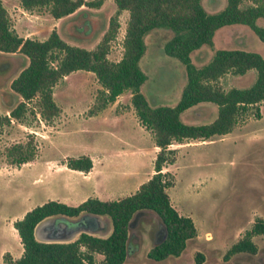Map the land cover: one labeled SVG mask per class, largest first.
<instances>
[{
    "label": "rangeland",
    "instance_id": "1",
    "mask_svg": "<svg viewBox=\"0 0 264 264\" xmlns=\"http://www.w3.org/2000/svg\"><path fill=\"white\" fill-rule=\"evenodd\" d=\"M2 1L11 24L17 21L19 29L30 31L28 34L22 31L21 36L37 40L47 37L54 18L46 8L30 11L36 16L26 15L30 22L21 24L17 17L18 1ZM225 3V0H200L208 13L222 10ZM249 3L240 0L241 7ZM114 10L113 0H101L99 7L81 6L73 14L59 18L53 29L66 43L92 49ZM127 17L126 11L117 16L116 33L108 43L110 61L121 57ZM255 23L264 26V19ZM169 37L170 32L157 29L143 38L145 51L138 65L146 79L139 91L151 106L175 105L185 83L184 65L161 50ZM217 49L255 52L264 59V42L248 26L233 24L217 29L211 46L193 50L189 54L191 64L196 67L206 64ZM26 63L19 53L0 56V71H4L0 78L1 115L7 117L20 99L10 91L9 82ZM254 79L255 71L250 69L242 75L224 74L216 84L222 90L247 88ZM99 89L93 73L70 72L52 88V99L59 108L56 116L43 120L34 108L35 100H31L19 119L10 118L1 126L0 264H4L2 256L6 252L11 257L19 255L21 245L12 222L30 208L47 200L64 202L65 197L74 193L86 199L92 192H104L103 199L115 200L134 192L152 174V161L158 149L150 132L137 121L130 93L123 92L113 103L91 114ZM215 115V105L204 102L181 112L179 118L183 123L198 125L210 122ZM28 139L35 147L33 160L19 166L8 164L6 148ZM169 148L175 149V161L163 169L173 179L166 192L174 209L191 219L196 236L186 242L179 256L155 261L147 257L153 245L155 223L151 219L140 220L134 230L137 236L123 264H186L196 252L203 254L201 264H264V235L251 237L256 245L255 254L240 252L224 257L256 218L264 221V101L248 107L224 135L183 140L170 144ZM79 156L91 159L92 166L86 173L68 169L64 164L67 158ZM94 258L100 260L102 256L94 254Z\"/></svg>",
    "mask_w": 264,
    "mask_h": 264
},
{
    "label": "trees",
    "instance_id": "2",
    "mask_svg": "<svg viewBox=\"0 0 264 264\" xmlns=\"http://www.w3.org/2000/svg\"><path fill=\"white\" fill-rule=\"evenodd\" d=\"M17 1L25 11L46 8L55 19L68 16L81 6L101 5V0ZM225 1L222 10L208 13L200 0H113L114 14L109 17L106 30L92 49L66 43L53 28L43 40L22 38L11 27L9 15L0 3V56L19 53L27 60L9 82L10 91L20 99L7 117L0 114V128L10 118L19 119L26 110V103L31 100H35L34 108L43 120L56 116L59 108L52 99L53 86L70 72L81 70L93 73L100 85L91 114L128 91L138 123L150 132L153 144L158 148L152 161V174L129 195L115 200L87 197L77 205L47 200L24 212L21 218L12 222L22 247L21 254L13 259L9 253H4V264H123L129 256V242L137 236L134 230L140 220L151 219L155 223V240L147 252V257L155 261L179 256L186 242L196 236L191 219L174 209L166 192L173 179L163 169L175 161V149L169 145L224 135L232 130L237 117L248 107L264 101V59L258 53L217 49L200 67L190 62L189 54L202 45L211 46L215 31L223 26H248L264 42V26L255 23L264 19V0H249L244 7L240 6V0ZM122 11L128 14L122 39L123 51L119 60L110 61L107 58L108 43L115 36L117 16ZM80 14L87 15L88 12L80 11ZM157 29L170 32V37L162 45V52L179 60L185 68V83L173 106H151L139 91L146 79L138 65L145 51L143 38ZM250 69L255 71V79L247 88L222 90L216 84L224 74L242 75ZM3 72L0 71V78ZM204 102L215 105L213 120L198 125L180 120L181 112ZM34 155L31 139L14 143L5 151L7 163L15 166L30 162ZM64 164L68 169L83 173L92 166L88 156L70 157ZM87 215L101 217L103 222L97 230L104 232L109 227L108 233L80 232L72 240L62 242L38 241L34 236L35 226L47 218L70 225ZM254 235H264L261 218L255 219L224 257L240 252L255 254L256 245L251 240ZM94 254H100L102 258L95 260ZM202 262L203 254L196 252L192 261L186 264Z\"/></svg>",
    "mask_w": 264,
    "mask_h": 264
},
{
    "label": "water",
    "instance_id": "3",
    "mask_svg": "<svg viewBox=\"0 0 264 264\" xmlns=\"http://www.w3.org/2000/svg\"><path fill=\"white\" fill-rule=\"evenodd\" d=\"M98 217L87 215L72 224L57 222L55 218H47L34 228V236L38 241L62 242L69 241L80 232L93 234L97 232Z\"/></svg>",
    "mask_w": 264,
    "mask_h": 264
},
{
    "label": "crops",
    "instance_id": "4",
    "mask_svg": "<svg viewBox=\"0 0 264 264\" xmlns=\"http://www.w3.org/2000/svg\"><path fill=\"white\" fill-rule=\"evenodd\" d=\"M2 0H1V5H2ZM6 11H7V13H8V9L7 8H5V7H3ZM18 9L20 10L18 13H17V17H18V20H19V22L22 24V23H29L30 21H28V17L26 18L25 16L26 15H28V16H36L35 14H30L29 12L30 11H25V10H23L20 6L18 7ZM76 12V11H75ZM122 12H124V11H122ZM73 14V13H72ZM71 15V14H70ZM69 16V15H68ZM59 20V18H57V19H55L54 18V23L51 25V29L52 28H55V22L56 21H58ZM11 27L14 29V31L16 32V34L18 35V36H20V37H22V38H26L25 37V35L24 36H21V32L23 31V32H25V33H27L28 34V32H30V31H28V29H22V27L19 29L18 28V26H17V21H15L14 22V24L12 25L11 24ZM50 29V30H51ZM30 34V33H29ZM27 38H31L30 36L29 37H27ZM13 94V93H12ZM19 98V97H18ZM155 148H157L156 146H154ZM158 149V148H157ZM83 176H88V175H83ZM149 177H147L146 178V180L148 179ZM145 180V181H146ZM138 187V186H137ZM137 187L135 188V190L137 189ZM134 190V191H135ZM103 193L104 192H101L100 194L98 193V192H92L91 193V195L89 196V197H96V198H98L99 200H105V199H103L102 198V195H103ZM133 193V192H132ZM66 201H64L63 203H65V204H68V205H77L78 203H80L81 201H83L84 199H85V196H82V195H79V194H76V193H74V194H70V195H68V197H65L64 198ZM74 200H75V202H74ZM70 201H73L72 203L70 202ZM101 217H98V225H97V228L96 229H98V228H100V225H101V223L103 222L102 221V219H100ZM108 226V225H107ZM14 229V228H13ZM15 230V229H14ZM108 231H109V227H107V230H106V232L105 233H100L98 230H97V232L96 233H93V234H96V235H105V234H107L108 233ZM78 235V234H77ZM17 238H18V236H17ZM74 238V237H73ZM72 238V239H73ZM19 239V238H18ZM71 239V240H72ZM21 245V244H20ZM21 251H22V247L20 248L19 247V255L21 254ZM18 255V256H19ZM18 256H16V257H12L13 259H15V258H17Z\"/></svg>",
    "mask_w": 264,
    "mask_h": 264
},
{
    "label": "flooded vegetation",
    "instance_id": "5",
    "mask_svg": "<svg viewBox=\"0 0 264 264\" xmlns=\"http://www.w3.org/2000/svg\"><path fill=\"white\" fill-rule=\"evenodd\" d=\"M153 240H155V235H153ZM129 243H130V249H131V247H132V245H133V243H134V240L131 239Z\"/></svg>",
    "mask_w": 264,
    "mask_h": 264
}]
</instances>
